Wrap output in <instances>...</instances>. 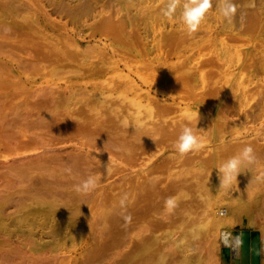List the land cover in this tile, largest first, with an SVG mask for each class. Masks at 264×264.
<instances>
[{"label": "rangeland", "instance_id": "374dc122", "mask_svg": "<svg viewBox=\"0 0 264 264\" xmlns=\"http://www.w3.org/2000/svg\"><path fill=\"white\" fill-rule=\"evenodd\" d=\"M233 2L227 29L213 0L188 35L182 8L174 19L163 16L168 0H0V119H8L0 125V190L10 182L29 196L48 188L41 193L59 206L75 201L84 209L79 228L55 242L59 260L15 243L21 252L0 253V264H88L92 250L91 264H119L127 247L109 241L125 228L140 260L150 222L159 225L152 264H220L219 235L215 249L202 221L205 190L215 186L225 197L216 214L225 217L230 206L250 215L252 224L234 220L233 228L257 233L264 261V0ZM185 125L203 147L180 156L175 142ZM246 146L255 163L221 188L217 168ZM15 167L29 179L21 182ZM89 176L98 180L95 190L77 192ZM169 197L176 199L171 212ZM141 200L136 217L113 221L114 208L127 217ZM25 202L15 197L7 208L23 228L39 218L33 204L18 210Z\"/></svg>", "mask_w": 264, "mask_h": 264}, {"label": "bare ground", "instance_id": "6f19581e", "mask_svg": "<svg viewBox=\"0 0 264 264\" xmlns=\"http://www.w3.org/2000/svg\"><path fill=\"white\" fill-rule=\"evenodd\" d=\"M10 11H11V9L6 8V10L4 11V17L2 19V21L5 23V27L7 30H9L13 26V23H14L12 20H9L12 18H6L5 17L6 14H9ZM223 26H225V25H223ZM226 27H229L228 24H227V26L222 28V31L227 29ZM46 78L48 79V75L46 76ZM125 78H126V81L128 82L129 87L132 90H134V91L140 90V86L135 80H133L129 76H126ZM61 103H63V102H61ZM61 103H60V106L57 108H59L61 110H65L67 112V114H70V112H74V111H71V109H70L72 106L74 107V105L71 104L72 106L70 105V107L69 106L66 107L68 104L65 103L66 104V106H65V104H61ZM74 104H75V102H74ZM57 105H59V104H57ZM72 110H74V109H72ZM47 113L48 112H46V114ZM56 114H57L56 116H59V117L64 116L63 111H59ZM7 121H8V119H7ZM7 121H5V118L0 119V125H2V126H3V124L8 125ZM108 152H109V150L107 151V153ZM99 155H100V153H99ZM111 157L115 158L113 156H111ZM101 158H102V160L106 159V157L104 155H101ZM117 158L118 157H116L115 159H117ZM108 159H110V157H108ZM115 161H117V160H115ZM39 168H41V167H39ZM22 169H23L22 167H21V169L18 167H15V168L11 169L10 171L14 175L21 176V177H19L20 181L24 182L26 179H29L30 176H28L27 174H23V172H21V171H23ZM12 188H13V182H10L6 185H3L2 190H0V237L2 238V239H0V253L2 254V252L6 251L5 255L7 257L9 255V253L13 254V250L14 251L17 250V252L19 251V253L21 252V249H16L17 247L14 248L15 243H19L17 246H24V247H29L28 245L30 244L31 250L34 253H37V255L39 254L42 257H44L45 255H50V256H52V258L54 260H59L64 255V253L60 252L59 248L55 245V242L58 241L59 239L63 238V236L65 234H66V236H68L75 227L79 226V222H80L79 213H80L81 209H82V211H84L83 207L75 201H71L64 208L59 206L57 203L58 202L57 198H55V197L48 198V197L43 196L44 194L41 193L44 190H45L44 193H47L48 188H45L44 190L38 191V194H37V192L33 193L32 196H29L30 194L27 195L26 188L24 186L18 185L17 186L18 190H16V189L14 190ZM213 188L205 190V199H204L205 200V208H204V215L202 217V221L204 223V226L206 228V231H207L209 238L213 239L212 247L215 249H218L215 238L217 235H219V239H220L219 241H221L220 242L221 243L220 264H263L264 261L261 258L262 253H263V249H262L263 246H262L261 240L256 236L257 233L255 232L256 235H254V233L252 231H249V233H251V234H249L248 237L243 238L242 234H241L242 231L235 230L233 228V221L234 220H235V222L237 221L239 224L242 223V224L250 225V224H252L253 219L251 218L250 215H244L245 213L237 215L236 214L237 212H236L234 214L235 211H233L234 209L233 208L231 209L230 206H228L229 208H227L229 210L226 213L225 217L219 216V214L221 212L219 214H216L215 207L218 204L222 203L225 200L224 199L225 197H224L223 193L220 192L219 188H217L216 186ZM16 194H17V196H16ZM35 194H37V198H35L37 200L33 201L34 200L33 197H35L33 195H35ZM15 197H19V199L20 198L26 199V202L23 205H21L18 210L27 211L30 209L31 204H33L34 207L31 210H32L33 214H34V212H36V214H38L37 217H39V218L35 219L36 221L35 222L33 221L34 223H30L28 225V227H26V228H23L22 226L18 225L21 221H19L20 220L19 217L15 216L14 212H7V208L10 205V201L11 200L13 201ZM116 197L120 198L118 196H116ZM116 197H115V199H116ZM44 198H46V199H44ZM119 200L121 201V199H119ZM143 200L136 203L131 209H129L128 214H126V215L130 216V217L131 216L136 217L135 214L142 207V205L145 204L144 202L146 200L145 201H143ZM113 201H114V198H113ZM115 203L117 204L118 202L116 201ZM48 204H50L52 206L47 207ZM114 209H115L113 212L114 214H112V215H114L113 216L114 222H116V223L120 222V220L123 219V217L125 219V216H123L121 213H120L121 215L120 214L118 215L119 212L117 211L116 208H114ZM235 216L237 218H235ZM48 218H50V219L48 220ZM125 226L128 227L129 225L128 226L125 225ZM144 228L146 229V232L147 231L149 232V234H148L149 236L147 238L148 240H146V242L142 245V247L140 249L144 248L145 251L148 253L143 254V256L140 258V260H139V255L137 253L138 248H136V244L132 245V246H127V244L129 243V239L127 236L129 229H127V228L120 229V231H118L114 237L110 238L109 244L111 245V247L113 245H123V246L127 247L119 264H152L153 259H155V257H154V251L155 250L152 249V246L154 245V240L156 238V236H153V234H154V232H157L159 225H157L156 222H150V223H148L147 226H144ZM260 236H261V233H260ZM104 244H105V242H104ZM109 244H108V246H109ZM101 246H104V245L102 244ZM108 246H107V248L109 249L110 247H108ZM100 249H101V247H100ZM105 249H106V247H105ZM105 249H104V251H105ZM149 250H150V252H149ZM97 254H98L97 251H94V250H92L89 253L88 259H87L89 261L88 264H91L90 262H93L94 260L96 262L95 257L97 256ZM100 254L101 253H99V255ZM257 255H258V259H257ZM2 257H3V255H2ZM46 258H47V256H46ZM210 264H218V262L215 258H213V259H211Z\"/></svg>", "mask_w": 264, "mask_h": 264}, {"label": "clouds", "instance_id": "9594fccd", "mask_svg": "<svg viewBox=\"0 0 264 264\" xmlns=\"http://www.w3.org/2000/svg\"><path fill=\"white\" fill-rule=\"evenodd\" d=\"M212 7L213 0H168L167 7L162 10V13L164 17L171 20L176 17L177 9L182 8L179 19L184 25L186 33L192 35L200 29ZM219 12L227 24L232 25L237 13V6L233 0H219ZM202 147V142L194 133L193 128L185 125L175 142V149L179 155L197 153ZM255 161L256 157L251 146H246L238 155L230 157L217 168L220 187H230L233 181L237 180L238 175L242 173V170L248 165L255 163ZM65 171L71 174L70 168L65 169ZM97 184V178L89 176L86 180L76 185L75 190L87 194L95 190ZM126 201L127 196L121 199L120 204L122 207L126 205ZM165 207L167 211L171 212L176 207V199L169 197L165 201ZM125 219L130 221L131 217L127 216Z\"/></svg>", "mask_w": 264, "mask_h": 264}, {"label": "water", "instance_id": "95a60500", "mask_svg": "<svg viewBox=\"0 0 264 264\" xmlns=\"http://www.w3.org/2000/svg\"><path fill=\"white\" fill-rule=\"evenodd\" d=\"M253 233H254V235H256L255 232H253ZM241 234H242V237L245 238V237H248L249 234H251V233H249V231H247V230H243V231L241 232ZM256 236H257V235H256ZM257 259H258V255H257Z\"/></svg>", "mask_w": 264, "mask_h": 264}]
</instances>
